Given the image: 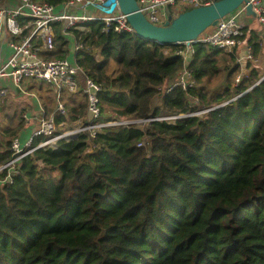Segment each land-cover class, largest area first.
Masks as SVG:
<instances>
[{"label": "trees", "instance_id": "obj_1", "mask_svg": "<svg viewBox=\"0 0 264 264\" xmlns=\"http://www.w3.org/2000/svg\"><path fill=\"white\" fill-rule=\"evenodd\" d=\"M36 1L60 11L72 0ZM63 27L54 26L49 60L69 59ZM72 33L83 45L75 62L101 86L107 119L210 111L175 124L107 128L92 151L87 134L61 139L56 149L24 157L10 183H2L5 170L0 264H264V73L254 64L264 57L259 32L244 27L240 37L253 55L247 73L238 48L225 52L201 43L187 63L178 54L181 45L147 42L102 21ZM185 72L191 85L167 92ZM218 77L222 83L212 90ZM66 101L68 115H56L60 133L88 119L85 96ZM44 107L50 116L54 102ZM0 115L7 118L3 108ZM17 116L9 138L23 132ZM9 148L10 141L0 149V165L11 160Z\"/></svg>", "mask_w": 264, "mask_h": 264}, {"label": "built area", "instance_id": "obj_2", "mask_svg": "<svg viewBox=\"0 0 264 264\" xmlns=\"http://www.w3.org/2000/svg\"><path fill=\"white\" fill-rule=\"evenodd\" d=\"M106 1L72 0L57 11L54 6L36 0H7L6 2L0 0V97L6 96L12 90L15 93L31 96V92L28 91L30 86H48L55 104L53 112L47 116L44 106L36 98L42 117L32 135L25 142H22L19 137L11 142V160L0 165V173L3 170L8 171L7 177L2 182H12V177L19 173L18 165L24 157L33 154L38 149H56L58 142L61 139H68V136L87 134L92 151L93 141L97 134L107 128L128 127L137 122L151 121L175 124L178 120L190 116L203 117L210 111V109H204L191 114L160 116L145 121H125L115 117L107 119L100 106L101 86L89 79L75 60H49L45 57L55 52L54 26L56 24H64L65 36L73 30L83 31L88 24L95 21H102L108 27L113 25L115 30L121 33H134L126 15L119 9L108 15L96 8V5ZM137 3L149 22L162 26L170 15L176 17L188 8L211 5L213 0H137ZM249 4L257 15L256 20L264 27V0H249ZM88 7L99 13H86L85 10ZM246 7L247 5L244 4L234 14L220 20L210 33L206 32L200 37L201 43L225 52H232L235 48H239L243 43L240 37L243 36L244 30L241 17L247 15ZM5 44L12 51L8 57L3 48ZM82 48L83 45L75 43V55ZM191 53L194 54V49ZM178 54L185 53L178 50ZM252 59V51L249 48L248 60ZM240 79L241 76H238L237 83ZM190 85L191 77L185 72L175 83L171 84L167 92L177 86L186 89ZM73 95L86 97L87 123L80 119L73 129L61 134L58 132L56 115H68L65 99ZM25 118L27 119V116ZM41 137L44 139L35 145L36 139Z\"/></svg>", "mask_w": 264, "mask_h": 264}, {"label": "water", "instance_id": "obj_3", "mask_svg": "<svg viewBox=\"0 0 264 264\" xmlns=\"http://www.w3.org/2000/svg\"><path fill=\"white\" fill-rule=\"evenodd\" d=\"M244 4L247 5V16L256 18L257 15L249 4V0H219L208 6L192 8L176 17L170 15L162 26L154 25L146 19L140 11L137 0H107L103 4L96 5V8L108 15L119 9L126 15L134 33L147 42H154L161 46L195 47L201 44L200 37L204 33L216 27L220 20L234 14ZM75 138L77 136H68V139Z\"/></svg>", "mask_w": 264, "mask_h": 264}, {"label": "rangeland", "instance_id": "obj_4", "mask_svg": "<svg viewBox=\"0 0 264 264\" xmlns=\"http://www.w3.org/2000/svg\"><path fill=\"white\" fill-rule=\"evenodd\" d=\"M93 11L96 13L98 12L95 9H93ZM211 30H212V28L210 30H208L207 33H210ZM66 36H67L66 37L67 40H69V49H70L69 60L74 61L75 60V39L73 38L72 32H70V34H67ZM193 49L194 48L189 47L187 45H182L179 48V51H183L185 53L183 55H185L187 63L192 59L193 54L191 53V51ZM247 60H248V54L246 55V61ZM221 83H222L221 77L215 78L212 82L211 89L215 90L216 88H218V86H220ZM28 91L31 92V96H28V95L26 96L25 94H21V93H12V94L8 93L9 95L6 94V96L0 97V109L3 108L4 115L5 116L7 115V118L2 117V115H0V149L4 148L6 146V144L8 143V141L12 142L13 140H15L16 138L19 137V136H17L14 138H9L8 136H6V133L11 131V129L15 128V126L17 125V123L19 121V118L17 116L18 113H19V117L23 118V121H24V126H23V132H24L25 128L27 127L26 125H27L29 119H31V121H29V123L31 122V124H33V126L36 127L38 125L37 121H39L42 117V113L40 115L35 113V109H34L35 105L33 104V102H34L33 100H36V98H38L39 102L42 104V106H45L46 103L49 104V100H50V102H53V100L51 98L52 93L50 92V89L48 86L32 85V86H30V88H28ZM67 99H68V97H67ZM65 101H66V99H65ZM195 103H197V102L195 101ZM54 106H55V104H54ZM52 107L50 106L51 109H52ZM37 108H39V105ZM44 109L46 110L45 107H44ZM25 116H27V119L25 118ZM12 117L16 119V121H14L15 126H13L14 123H11ZM125 121H132V120H125ZM135 125L138 128L144 129L146 126V123L137 122V123H135ZM57 128H58V126H57ZM12 130H14V129H12ZM58 132H59V128H58ZM64 132H62V133H64ZM9 149L11 150V148H9ZM3 172H4V170L0 174H2Z\"/></svg>", "mask_w": 264, "mask_h": 264}, {"label": "crops", "instance_id": "obj_5", "mask_svg": "<svg viewBox=\"0 0 264 264\" xmlns=\"http://www.w3.org/2000/svg\"><path fill=\"white\" fill-rule=\"evenodd\" d=\"M85 12L89 13V14L96 13V12L93 11V9L91 7L90 8L89 7L86 8ZM241 22H242L244 27L250 26L251 29L257 30L259 32L261 38L263 39V45H264V27L261 26L257 22L256 18H252V17H248L247 15H243V17H241ZM3 48L5 50V55L7 57L10 56L11 53H12L11 49L6 44L4 45ZM248 49H249V45L245 41L243 43H241L239 48H238V52H239V60L238 61H239L240 65H241V67H242L243 73H247V64H248L249 60L246 61V55L248 54ZM254 64L257 67L260 68L262 73L264 72V57L263 56H261L257 60H255ZM9 93L12 94V93H15V92H14V90H12ZM73 96H78V95H73ZM33 101H34L33 104L35 105L34 106L35 113L40 115L41 111H40L39 108H37L38 107V104H37L38 102L36 100H33ZM29 121H31V119H29ZM29 121H28V123L26 125L27 127L25 128V131L22 132L20 134V136H19V138L21 139L22 142H25L32 135L33 131L37 127V126L34 127L33 124H31V122L29 123ZM37 123H38V121H37Z\"/></svg>", "mask_w": 264, "mask_h": 264}]
</instances>
